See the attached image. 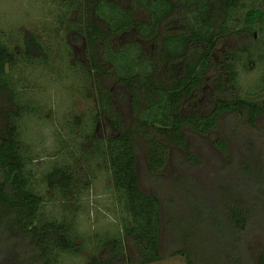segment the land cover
<instances>
[{
	"label": "trees",
	"instance_id": "obj_1",
	"mask_svg": "<svg viewBox=\"0 0 264 264\" xmlns=\"http://www.w3.org/2000/svg\"><path fill=\"white\" fill-rule=\"evenodd\" d=\"M62 1L71 10L80 6L76 34L69 38L73 42L84 39L86 58L92 60L89 65H77L87 66L99 85L97 103L87 110L92 115L91 124L106 117L113 127L121 129L105 139L94 135L90 144L99 158L110 163L114 186L125 193L132 223L125 225L124 232L136 246L138 262L147 264L181 255L187 264H264V236H257L264 233V150L249 138L240 154L227 146L226 140L216 139L213 143L228 155L223 162L219 156L212 155L210 160L197 155L188 139L190 131L206 135L218 130L225 116L261 131L258 123L264 119V99L239 94L235 52L217 51L220 42L231 34L249 33L255 38L252 27L264 18V10L249 9L240 27L232 25L231 19L242 0H127V4L124 0ZM130 32L137 37L119 45L117 41ZM54 56L47 41L35 34L25 35L22 49L12 50L0 40V93L13 106L2 111L5 125L0 126V263L10 252L16 253L22 264H58L60 252L79 253L67 222L41 216L45 195L39 182L45 183L47 194L65 198L76 182L73 171L56 166L39 181L29 168L33 159L19 123L26 114L37 115L46 109L44 103L21 96L12 73L20 60L40 59L48 67L54 65ZM213 70L215 76H211ZM102 77L118 79L125 91H120L123 102L130 95L131 108L139 107V122L132 127L123 128L122 107L100 82ZM206 79L215 80L214 89L220 96L207 114L186 112V99L194 97ZM69 110L68 114L75 113ZM53 113L50 109L49 115ZM77 123L81 124V118ZM234 130L239 133V127L234 126ZM154 131L166 136L167 141L158 139ZM139 134L150 146L145 167L150 190L143 188L138 169ZM169 143L191 164L210 162L218 177L213 198L202 197L200 179L187 176L190 168L175 179L161 175L170 154ZM93 157L86 159L92 163ZM231 174L234 183L228 181ZM165 179L172 183L163 185ZM177 207L183 212L178 214ZM257 239L263 248L250 255L248 248ZM104 250L109 258H98V262L95 258L94 264L136 262L126 254L120 236L107 239Z\"/></svg>",
	"mask_w": 264,
	"mask_h": 264
},
{
	"label": "rangeland",
	"instance_id": "obj_2",
	"mask_svg": "<svg viewBox=\"0 0 264 264\" xmlns=\"http://www.w3.org/2000/svg\"><path fill=\"white\" fill-rule=\"evenodd\" d=\"M123 2L127 4V0ZM253 8L264 10V0H242V5L232 14V25L242 27L245 24L246 12ZM80 16L79 5L71 10L63 6L62 0H0V40L12 50L15 47L22 49L25 35L35 34L42 41H47L55 55L54 65L45 67L40 59L20 60L12 71L14 80L19 83V86L15 87L21 90V96L25 99L30 98L33 102L44 103L46 109L37 115L26 114L19 123L24 144L33 159L29 168L40 181L42 174L48 173L56 166L67 167L73 171L76 180L68 197L65 198L58 197L60 196L58 194V196L47 194L45 183L36 182L37 184L39 182V188L45 195L41 216L46 220L58 219L67 222L73 231L74 243L79 247L77 254L60 252L58 264H94L95 258L97 262L98 258L107 260L110 254L104 250V243L109 238L119 236L123 238L126 254L136 260L131 264H142L138 262L140 257L134 242L131 238L125 237V225L132 223L125 193L115 188L110 163L99 158L97 150L90 144L94 135L105 139L109 135L119 133L121 129L113 127L106 117L91 124L89 117L91 114H87L88 108H93L97 103L99 85L94 73L89 72L87 66L77 65V62L89 65L92 60L90 56L86 58L84 39L73 42L69 38L76 34L74 30ZM252 28L256 34L255 38L249 33L231 34L220 42L217 52L220 54L227 49L235 52L238 58L239 94L248 99L262 101L264 99V18L258 19ZM125 37L117 43L125 45L137 35L130 32ZM20 57H23V51ZM211 76H215V70L211 72ZM100 82L114 93L115 103L122 107L123 128L132 127L139 122L137 114L139 107L134 108L135 110L131 108L130 95L127 97V102H123L120 91L124 88L118 79L102 77ZM215 85V80L206 79L196 95L186 99V112L207 114L215 99L220 96L214 89ZM69 108L75 113L68 114ZM4 109L12 110L13 106L0 93V126L2 127L5 125L2 114ZM50 109L54 111L51 116ZM80 118L81 124L77 123ZM260 120L258 126L264 131V119ZM234 126L239 127V133L234 130ZM261 131L257 132L247 122H239L235 117L225 116L218 130L206 135L190 131L188 139L197 155H203L210 160L212 155L219 156L223 162H227L228 155L213 143L216 139L226 140L227 146L232 150L241 151L240 154L248 146L249 138L264 150V136L258 135L264 133ZM154 133L158 139L167 141L166 136H160L155 131ZM138 141L140 146L138 169L142 177L141 182L144 189L150 190L152 189L150 179L145 173L150 146L141 135L138 136ZM84 144L87 146L84 147ZM168 146L170 154L165 167L160 170L161 175L175 179L186 174L190 168L187 176L193 180L200 179L202 197L213 198V189L217 185L218 177L213 174L214 167L210 162L205 160L200 166L191 164L179 148L170 143ZM80 147H84L85 152L81 151ZM92 155L94 161L89 163L86 157ZM237 168L238 171L241 169L239 166ZM228 181L235 182L232 174ZM162 183L164 185L172 182L165 179ZM244 187L248 189L246 179ZM176 194L178 195L179 191ZM177 209L178 214L183 212L181 207ZM166 230L164 226L165 238ZM257 236L263 237L264 233ZM251 244L253 245L248 248L250 255L257 254L263 248L259 239ZM117 263V260L113 262V264ZM0 264L22 263L16 253L10 252ZM147 264H187V261L185 257L175 255Z\"/></svg>",
	"mask_w": 264,
	"mask_h": 264
}]
</instances>
